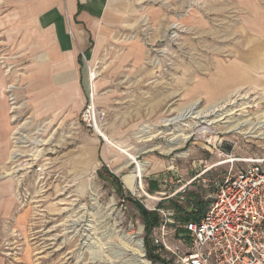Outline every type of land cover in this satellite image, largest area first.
Returning <instances> with one entry per match:
<instances>
[{"label": "rangeland", "instance_id": "1", "mask_svg": "<svg viewBox=\"0 0 264 264\" xmlns=\"http://www.w3.org/2000/svg\"><path fill=\"white\" fill-rule=\"evenodd\" d=\"M35 3L0 0V108L14 157L5 168L20 203L5 253L16 264H134L121 252L120 237L129 235L141 240L148 264H160L146 256L148 248L155 255L151 233L128 198L148 212L191 197L206 202L202 181L188 185L194 176L220 164L204 178L222 179L224 153L264 157L258 131L235 133L226 123L264 119V0L135 2L102 50L86 57L88 102L104 113L98 132L81 122L85 103L74 90L63 102L47 86L51 57L36 51ZM192 105L193 115L172 121Z\"/></svg>", "mask_w": 264, "mask_h": 264}, {"label": "built area", "instance_id": "2", "mask_svg": "<svg viewBox=\"0 0 264 264\" xmlns=\"http://www.w3.org/2000/svg\"><path fill=\"white\" fill-rule=\"evenodd\" d=\"M103 121L104 113L92 101L85 103L81 113L85 127L98 132ZM256 131L260 135L264 128L257 126ZM221 164L228 165L222 179L204 178L217 164L188 183L202 181L210 190L204 197L206 209L197 220L179 223L172 210H152L160 215L161 223L152 230L150 244L154 254L167 263L264 264V157L236 159L224 153ZM237 164L244 166L237 168ZM172 237H177L176 244Z\"/></svg>", "mask_w": 264, "mask_h": 264}, {"label": "crops", "instance_id": "3", "mask_svg": "<svg viewBox=\"0 0 264 264\" xmlns=\"http://www.w3.org/2000/svg\"><path fill=\"white\" fill-rule=\"evenodd\" d=\"M137 1L145 0H36L35 27L39 35L36 51H46L51 57L44 69L51 73L47 86L56 90L63 102L68 99L70 89L80 104L89 101L93 85L87 58L92 61L93 54L106 44L110 31L126 23V15ZM10 124L7 108L1 107L0 264H16L7 257L4 246L9 228L20 214L17 179L8 175L5 168L11 158Z\"/></svg>", "mask_w": 264, "mask_h": 264}, {"label": "trees", "instance_id": "4", "mask_svg": "<svg viewBox=\"0 0 264 264\" xmlns=\"http://www.w3.org/2000/svg\"><path fill=\"white\" fill-rule=\"evenodd\" d=\"M108 174L112 179H115V181L116 179H118L113 174ZM128 201L132 203V205L137 209L144 225V232L146 234V237L149 236L151 231L160 225V215L156 212L146 211L143 207L138 204V201L133 198L129 197ZM206 206L207 202H202L198 200V198L191 197V200H189L185 206L179 204L178 202H173L170 203V206L166 207L165 209L172 210L174 212L175 220L179 223H184L197 220L200 215L205 211ZM162 207V205H159V208ZM188 209H190L191 211H187ZM146 256L152 262H159L160 264H165V262L161 260L160 257L152 254L151 248L146 249Z\"/></svg>", "mask_w": 264, "mask_h": 264}, {"label": "bare ground", "instance_id": "5", "mask_svg": "<svg viewBox=\"0 0 264 264\" xmlns=\"http://www.w3.org/2000/svg\"><path fill=\"white\" fill-rule=\"evenodd\" d=\"M229 101H231V100H229ZM194 110H195V106L192 105V106L186 108V110L180 116L172 119V121L175 123L178 120H185L189 116L193 115V113H194L193 111ZM243 117H245V116H243ZM242 119H244V118H237L235 120V122L232 123V124L229 121L226 122V123H228V125H227L228 128L227 129L228 130H231V131H234L235 133H240L241 132V129L243 130V128L245 126L250 125V127L248 128L249 129L248 133L252 134V133H254L256 131L257 126L258 127H261V128H264V119H263V117L261 115L257 118V123L256 124H252V125L248 123L249 122V119H246V118H245L246 120H242ZM260 135L263 136L264 135V132H263V134H260ZM179 136H182V138L180 139V141H175L174 142L173 139L171 140V141H173L171 145H173L174 148H176L177 146H180L181 143L183 144L186 141V139H188L187 138L188 136H185L184 134L183 135H179ZM176 139H178V138H176ZM170 151H172V150H170ZM15 156H17V155H15ZM11 159H14V157L11 156ZM133 159H135L134 156L131 157L130 160L132 161ZM147 166H148V163H145V162L143 164H138V167L137 168H138L139 174H143L145 172V169H146ZM141 186L142 185L140 184V187ZM139 230L140 231L138 233H141V228ZM120 238L122 240L121 242H123V245H121L122 246L121 247V252L125 253V252L130 251L131 252V255H132V259L134 261V264H148L143 259L142 246H141V240L140 239H134L132 236H129V235L128 236L127 235L126 236L125 235H122Z\"/></svg>", "mask_w": 264, "mask_h": 264}]
</instances>
